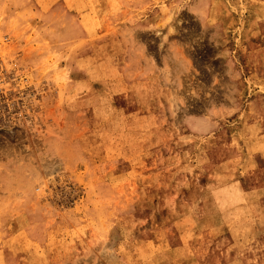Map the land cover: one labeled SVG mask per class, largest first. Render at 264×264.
Returning a JSON list of instances; mask_svg holds the SVG:
<instances>
[{
	"label": "rangeland",
	"instance_id": "374dc122",
	"mask_svg": "<svg viewBox=\"0 0 264 264\" xmlns=\"http://www.w3.org/2000/svg\"><path fill=\"white\" fill-rule=\"evenodd\" d=\"M0 264H264V0H0Z\"/></svg>",
	"mask_w": 264,
	"mask_h": 264
},
{
	"label": "bare ground",
	"instance_id": "6f19581e",
	"mask_svg": "<svg viewBox=\"0 0 264 264\" xmlns=\"http://www.w3.org/2000/svg\"><path fill=\"white\" fill-rule=\"evenodd\" d=\"M56 167H57L56 169L59 168L58 166H56ZM240 193H241V192H240ZM222 196H223V195H222ZM222 196H221V197H222ZM230 196H231V195H230ZM225 198H226V196H225ZM243 198H244V197H243ZM219 199H220V198H219ZM245 199H246V198H245ZM228 200H230V198H229ZM233 200H234V199H233ZM238 200H240V199L238 198ZM224 201H225V200H224ZM228 202H232V201H228ZM234 202H235V200H234ZM243 202H244V201H243ZM245 202H246V201H245ZM216 203H217V202H216ZM218 203H219V202H218ZM213 204H214V203H213ZM228 204H229V203H228ZM219 205H220V204H219ZM230 205H232V204H230ZM216 206H218V205H216ZM224 206H225V205H224ZM226 206H228V205H226ZM230 207H231V206H230ZM222 208H223V207H222ZM232 208H233V207H232ZM254 208H255V207H254ZM218 209H219V208H218ZM239 209H240V208H239ZM223 210H224V209H222V211H223ZM226 210H228V209H226ZM242 210H243V208H242ZM242 210H241V211H242ZM216 213H217V212H216ZM243 215H244V214H243ZM238 216H239V215H238ZM244 217H245V216H244ZM249 219H250V218H249ZM220 220L222 221V219H220ZM221 221H220V222H221ZM238 221H239V220H238ZM234 222H236V221H234ZM247 224H248V223H247ZM237 228H238V227H237ZM242 230H243V229H242ZM244 235H246V234H244ZM234 238H235V237H234ZM234 238H233V239H234ZM236 238H237V237H236ZM236 238H235V239H236ZM226 239H227V238H226ZM235 239H234V240H235ZM240 239H242V238L240 237ZM243 240H244V239H243ZM243 240H242V241H243ZM231 241H232V243H233V240H231ZM240 241H241V240H240ZM237 242H238V241H237ZM229 243H230V242H229ZM229 243H228V244H229ZM243 246H244V245H243ZM243 246H242V247H243ZM239 250H240V249H239ZM236 253H237V252H236Z\"/></svg>",
	"mask_w": 264,
	"mask_h": 264
}]
</instances>
